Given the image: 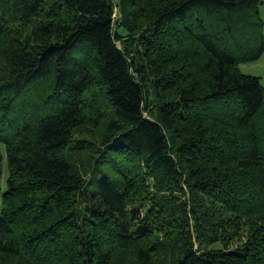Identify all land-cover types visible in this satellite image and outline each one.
<instances>
[{"label": "trees", "instance_id": "16d2710c", "mask_svg": "<svg viewBox=\"0 0 264 264\" xmlns=\"http://www.w3.org/2000/svg\"><path fill=\"white\" fill-rule=\"evenodd\" d=\"M259 5L0 0V264H264Z\"/></svg>", "mask_w": 264, "mask_h": 264}, {"label": "rangeland", "instance_id": "374dc122", "mask_svg": "<svg viewBox=\"0 0 264 264\" xmlns=\"http://www.w3.org/2000/svg\"><path fill=\"white\" fill-rule=\"evenodd\" d=\"M259 2H260V5L258 8V14H259V18L264 23V0H259ZM262 37H263V44H264V27L262 31ZM238 70L240 74L258 78L260 85L262 87V92L264 96V51L257 61L253 63H249V64H241L238 66ZM35 89L33 90V92L35 91ZM95 133H96L95 130H93L91 131L90 135H94ZM87 135L88 134L84 130H79L75 134H73L75 139H81V138L87 139L88 137ZM75 160H77L76 154L74 155V161ZM5 177H6V172L3 166L2 176H1V181H0L1 189L4 185ZM0 207H1V200H0Z\"/></svg>", "mask_w": 264, "mask_h": 264}]
</instances>
